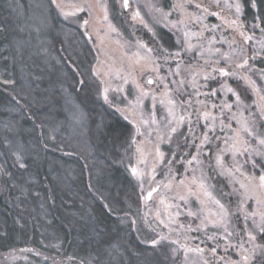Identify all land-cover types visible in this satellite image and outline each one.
Listing matches in <instances>:
<instances>
[{"label":"rangeland","instance_id":"obj_1","mask_svg":"<svg viewBox=\"0 0 264 264\" xmlns=\"http://www.w3.org/2000/svg\"><path fill=\"white\" fill-rule=\"evenodd\" d=\"M53 2L90 37L88 84L133 128L124 161L141 199L138 238L169 264H264V69L254 63L264 33L248 54L228 20L210 19L218 7L240 19L241 1ZM0 264L37 262L12 251Z\"/></svg>","mask_w":264,"mask_h":264},{"label":"trees","instance_id":"obj_2","mask_svg":"<svg viewBox=\"0 0 264 264\" xmlns=\"http://www.w3.org/2000/svg\"><path fill=\"white\" fill-rule=\"evenodd\" d=\"M240 1V19L219 7L210 19L228 20L249 54L264 33V0ZM58 8L0 0V253L37 264H169L131 222L141 200L124 161L133 128L88 84L92 42ZM254 63L264 69V54Z\"/></svg>","mask_w":264,"mask_h":264},{"label":"snow or ice","instance_id":"obj_3","mask_svg":"<svg viewBox=\"0 0 264 264\" xmlns=\"http://www.w3.org/2000/svg\"><path fill=\"white\" fill-rule=\"evenodd\" d=\"M125 6H127V0H125ZM237 11H239V8H237ZM220 72H221V74H223L225 76L229 75V73L227 71L223 70V69H221ZM148 83L151 84V83H153V81L149 80ZM229 91H231V89H229ZM169 103L170 104H175L176 102L175 101H169ZM205 118L207 119V114H206ZM180 119L183 120L184 117H181ZM172 131H175V129H172ZM205 140H207V137H205ZM261 143H264V141H261ZM261 180L264 181V176L261 177ZM149 196H151V193H149ZM221 207H223V206L221 205ZM261 231H264V228H262ZM250 238L254 239V237H250ZM153 243H156V242L154 241ZM198 250L202 251V249H198ZM212 251L215 252V249H213ZM248 259H249L248 256H244L243 257L244 261H247Z\"/></svg>","mask_w":264,"mask_h":264},{"label":"water","instance_id":"obj_4","mask_svg":"<svg viewBox=\"0 0 264 264\" xmlns=\"http://www.w3.org/2000/svg\"><path fill=\"white\" fill-rule=\"evenodd\" d=\"M158 190L157 187H154L151 191H149L147 194H146V200H149L151 198V196ZM149 193H151V196H149Z\"/></svg>","mask_w":264,"mask_h":264}]
</instances>
